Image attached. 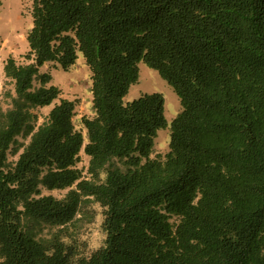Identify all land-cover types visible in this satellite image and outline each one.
I'll return each mask as SVG.
<instances>
[{
  "label": "trees",
  "instance_id": "1",
  "mask_svg": "<svg viewBox=\"0 0 264 264\" xmlns=\"http://www.w3.org/2000/svg\"><path fill=\"white\" fill-rule=\"evenodd\" d=\"M31 2V63L4 67L0 264H264V0ZM79 53L92 72L85 135L76 102L40 74ZM141 61L182 106L156 158L164 97L124 102ZM57 101L37 126L34 110ZM96 206L104 240L88 252Z\"/></svg>",
  "mask_w": 264,
  "mask_h": 264
},
{
  "label": "rangeland",
  "instance_id": "2",
  "mask_svg": "<svg viewBox=\"0 0 264 264\" xmlns=\"http://www.w3.org/2000/svg\"><path fill=\"white\" fill-rule=\"evenodd\" d=\"M31 0H0V105L7 109L10 105L9 93H13V84L6 78L4 67L9 58H14L19 65L31 63L27 59L30 51L27 35L32 29L33 20L31 16ZM77 62L69 69L64 70L58 64L46 63L40 67V74H50L51 82L47 86H56L61 90V98L75 101L76 117L75 125L77 129L86 134V129L82 128L81 119L83 117L93 118V95H92V72L87 65L83 54L79 53ZM139 81L134 84L128 95L124 98L125 104L133 102L140 97L148 94L159 93L164 97L165 117L167 121L166 128L158 132L155 141L154 153L152 158L158 155L164 156L169 150L171 138V125L173 120L182 110L180 98L174 88L162 78L158 71L150 68L144 61L138 64ZM40 83L35 81V87ZM55 102L51 106L37 108L34 113L37 115V126L45 122L51 109L58 104ZM20 143L28 144L29 138L19 136ZM10 161H16L17 157L10 155ZM89 158L84 152L81 153V162L78 165L83 170V175L88 177ZM68 191H50L42 188V195H53L61 198ZM97 212L96 220L88 226L84 232L83 240L88 243V252L100 247L104 240L101 231V209L94 207ZM46 235L47 233L44 232ZM43 234V235H45Z\"/></svg>",
  "mask_w": 264,
  "mask_h": 264
}]
</instances>
